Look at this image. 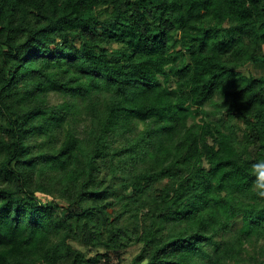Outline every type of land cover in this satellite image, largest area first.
I'll list each match as a JSON object with an SVG mask.
<instances>
[{"label": "trees", "instance_id": "obj_1", "mask_svg": "<svg viewBox=\"0 0 264 264\" xmlns=\"http://www.w3.org/2000/svg\"><path fill=\"white\" fill-rule=\"evenodd\" d=\"M262 162L264 0H0V264H264Z\"/></svg>", "mask_w": 264, "mask_h": 264}, {"label": "clouds", "instance_id": "obj_2", "mask_svg": "<svg viewBox=\"0 0 264 264\" xmlns=\"http://www.w3.org/2000/svg\"><path fill=\"white\" fill-rule=\"evenodd\" d=\"M254 171L258 173V181L255 183L257 195L264 197V162L254 165Z\"/></svg>", "mask_w": 264, "mask_h": 264}, {"label": "rangeland", "instance_id": "obj_3", "mask_svg": "<svg viewBox=\"0 0 264 264\" xmlns=\"http://www.w3.org/2000/svg\"><path fill=\"white\" fill-rule=\"evenodd\" d=\"M51 104H55V103H58V99H56V97L54 95H50V98H49ZM241 225V221H240V218H236L235 221H234V227H239ZM80 249L79 246H76ZM138 252V246L137 247H132L130 249L127 250V252L125 253V264L128 263L129 259L132 258V256H134L136 253Z\"/></svg>", "mask_w": 264, "mask_h": 264}]
</instances>
